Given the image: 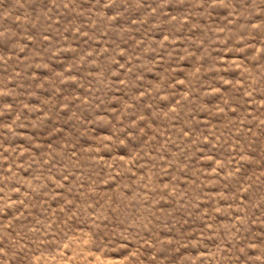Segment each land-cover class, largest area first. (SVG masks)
Wrapping results in <instances>:
<instances>
[{
    "label": "rangeland",
    "instance_id": "rangeland-1",
    "mask_svg": "<svg viewBox=\"0 0 264 264\" xmlns=\"http://www.w3.org/2000/svg\"><path fill=\"white\" fill-rule=\"evenodd\" d=\"M0 264H264V0H0Z\"/></svg>",
    "mask_w": 264,
    "mask_h": 264
}]
</instances>
